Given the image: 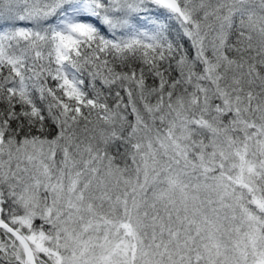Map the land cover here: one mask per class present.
<instances>
[{
	"label": "snow or ice",
	"instance_id": "snow-or-ice-1",
	"mask_svg": "<svg viewBox=\"0 0 264 264\" xmlns=\"http://www.w3.org/2000/svg\"><path fill=\"white\" fill-rule=\"evenodd\" d=\"M0 264H264V0H0Z\"/></svg>",
	"mask_w": 264,
	"mask_h": 264
}]
</instances>
